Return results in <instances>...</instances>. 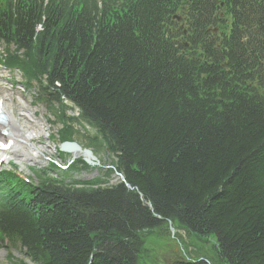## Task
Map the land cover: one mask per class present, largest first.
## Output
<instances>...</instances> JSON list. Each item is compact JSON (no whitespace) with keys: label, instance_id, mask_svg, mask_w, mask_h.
Masks as SVG:
<instances>
[{"label":"trees","instance_id":"obj_1","mask_svg":"<svg viewBox=\"0 0 264 264\" xmlns=\"http://www.w3.org/2000/svg\"><path fill=\"white\" fill-rule=\"evenodd\" d=\"M243 2L0 0V63L36 86L62 124L53 139L78 140L84 123L95 131L86 145L110 160L87 180L72 177L89 168L81 158L35 169L36 183L0 172L9 264H139L168 220L215 238L210 263L175 254L170 264H264V98L241 86L250 55L238 33L227 62L223 27ZM114 171L123 179L109 183Z\"/></svg>","mask_w":264,"mask_h":264},{"label":"rangeland","instance_id":"obj_2","mask_svg":"<svg viewBox=\"0 0 264 264\" xmlns=\"http://www.w3.org/2000/svg\"><path fill=\"white\" fill-rule=\"evenodd\" d=\"M0 48V53H1ZM23 77L18 70H8L0 65V100L8 108H10L14 117L23 121L30 122L33 128L30 129L31 133L36 132L40 129V137L33 136L32 143L40 144L44 146L45 151L43 155H38V158L35 160H22L19 158L17 153H8L7 159L0 157V170L10 169L17 171L19 175L28 177L32 179V182H37V175L35 168H48L50 159L57 160L60 163L61 167H66L69 164V160H63L59 158L58 153L55 149V145L59 141L53 139V136L57 134V130L62 127V124L56 123L51 124V121H54V117L47 111L45 105L42 102H39L35 99L37 94V88L35 85L30 88H25L22 84ZM68 114L73 115L74 113L68 112ZM75 115V114H74ZM78 130V133L75 134V137H78V141L82 146L88 147L86 143L90 141L89 136H93L95 131L88 125H76L75 127ZM0 127V136L2 140H6L9 136H4L1 134ZM33 134V133H32ZM57 136V135H56ZM56 141L57 143H54ZM97 146V142L94 143ZM89 148V147H88ZM90 149L94 150V154L99 158L101 163V170L88 168L87 171H82L73 173L72 177L78 180H86L93 178L95 176H100L106 170L107 164H109V156L103 148H98L97 150L92 147ZM10 149H8L9 151ZM28 148L24 147V151H27ZM0 154H2L0 152ZM16 154V155H15ZM66 154H61V157H65ZM66 165V166H65ZM66 169V168H65ZM56 173L63 175L59 170L53 169L52 174L56 176ZM119 179L115 174H112L108 182L114 183ZM163 229L157 228L153 229L148 236L145 237V249L146 251L141 255L139 264H168L170 261L169 258H172L178 251V242L173 236L172 230L166 232L165 227L162 225ZM180 234L184 241L188 244L192 242L189 246L190 250H195L198 252H206V256L210 257L209 252L212 253V245L215 241L214 236H210L208 243L202 242L204 240H191L188 238L182 231ZM190 244V243H189ZM181 251V256L187 257L188 248L182 244L178 245ZM13 258H22L25 259L24 254L19 249L12 250ZM169 257V258H168ZM7 250L6 247H0V264H8L7 260ZM27 264H34L31 261L26 262Z\"/></svg>","mask_w":264,"mask_h":264},{"label":"bare ground","instance_id":"obj_3","mask_svg":"<svg viewBox=\"0 0 264 264\" xmlns=\"http://www.w3.org/2000/svg\"><path fill=\"white\" fill-rule=\"evenodd\" d=\"M0 107L2 108L3 114L7 116L5 127L11 132L10 136L15 139L13 152L18 153L19 158L22 160H35L38 158V155H43L46 148L40 144L32 143L33 136H36L37 138L40 137V129L36 132H32V134L30 129L33 128V126L30 122H23L15 118L10 108L1 102V100ZM0 127H4V125L0 123ZM0 141H2L1 137ZM25 146L28 148L27 151H24ZM0 155L2 156L3 154Z\"/></svg>","mask_w":264,"mask_h":264},{"label":"flooded vegetation","instance_id":"obj_4","mask_svg":"<svg viewBox=\"0 0 264 264\" xmlns=\"http://www.w3.org/2000/svg\"><path fill=\"white\" fill-rule=\"evenodd\" d=\"M241 28L244 30L243 31V35L241 39L242 42H244V40H249V41H253L256 40V44H253L255 47V53H253L256 57V63L257 65L260 66V73L257 77V79L259 80V86H264V75L261 74V68L264 69V42H262L264 40V26L263 28L259 29L256 34H252L250 31V26H248V19H242L241 20ZM247 26V27H246ZM230 55V54H229Z\"/></svg>","mask_w":264,"mask_h":264},{"label":"water","instance_id":"obj_5","mask_svg":"<svg viewBox=\"0 0 264 264\" xmlns=\"http://www.w3.org/2000/svg\"><path fill=\"white\" fill-rule=\"evenodd\" d=\"M0 119L2 120V122L5 123L7 116L5 114H2ZM6 132V130H3V133ZM58 147L59 151L71 154L72 160L81 157L89 166L96 167L100 165L99 159L93 154L92 150L89 148L82 147L76 141H63L59 143ZM118 175L120 176V174Z\"/></svg>","mask_w":264,"mask_h":264}]
</instances>
